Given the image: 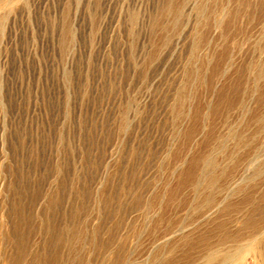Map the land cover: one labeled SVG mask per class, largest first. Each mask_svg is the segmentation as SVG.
<instances>
[{
  "label": "rangeland",
  "instance_id": "1",
  "mask_svg": "<svg viewBox=\"0 0 264 264\" xmlns=\"http://www.w3.org/2000/svg\"><path fill=\"white\" fill-rule=\"evenodd\" d=\"M0 264H264V0H0Z\"/></svg>",
  "mask_w": 264,
  "mask_h": 264
},
{
  "label": "bare ground",
  "instance_id": "2",
  "mask_svg": "<svg viewBox=\"0 0 264 264\" xmlns=\"http://www.w3.org/2000/svg\"><path fill=\"white\" fill-rule=\"evenodd\" d=\"M251 255V254H250Z\"/></svg>",
  "mask_w": 264,
  "mask_h": 264
}]
</instances>
